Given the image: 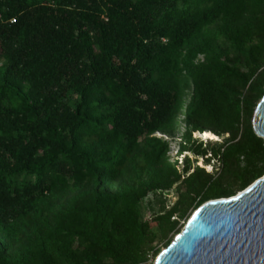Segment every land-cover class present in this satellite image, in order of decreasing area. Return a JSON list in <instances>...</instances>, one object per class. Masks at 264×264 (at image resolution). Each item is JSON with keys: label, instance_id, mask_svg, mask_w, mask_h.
<instances>
[{"label": "trees", "instance_id": "obj_1", "mask_svg": "<svg viewBox=\"0 0 264 264\" xmlns=\"http://www.w3.org/2000/svg\"><path fill=\"white\" fill-rule=\"evenodd\" d=\"M263 95L264 0H0V264H152L264 174Z\"/></svg>", "mask_w": 264, "mask_h": 264}, {"label": "water", "instance_id": "obj_2", "mask_svg": "<svg viewBox=\"0 0 264 264\" xmlns=\"http://www.w3.org/2000/svg\"><path fill=\"white\" fill-rule=\"evenodd\" d=\"M252 126L264 139V95ZM152 264H264V174L234 195L196 207Z\"/></svg>", "mask_w": 264, "mask_h": 264}, {"label": "rangeland", "instance_id": "obj_3", "mask_svg": "<svg viewBox=\"0 0 264 264\" xmlns=\"http://www.w3.org/2000/svg\"><path fill=\"white\" fill-rule=\"evenodd\" d=\"M181 115L179 116V119H181ZM183 131V124H180V127L176 130V133L172 136L173 138L171 139L170 137H168L170 139V150H169V155L171 157L172 160L176 159V150H177V144L176 142L178 141L179 137H180V134L182 133ZM157 135H161L160 133H157ZM164 136V135H163ZM166 137V136H164ZM194 137H197L199 138L200 140H202L204 143L207 141V140H204L202 138H200L199 136H195ZM226 137V136H224ZM224 137H221L219 141H222V139ZM206 170L207 171H211L212 170V167L210 166H206ZM174 192H170L169 195L167 196V199L168 201H174ZM161 205V200L160 198L158 197H155V196H148L145 201H144V206H145V209H146V219H147V222L148 224L151 226V227H155L156 225V218L155 217H151L149 215H151V213L153 211H157L159 209ZM161 246V249L164 248V246H162V244H160Z\"/></svg>", "mask_w": 264, "mask_h": 264}]
</instances>
